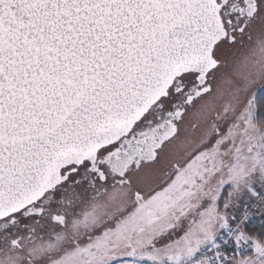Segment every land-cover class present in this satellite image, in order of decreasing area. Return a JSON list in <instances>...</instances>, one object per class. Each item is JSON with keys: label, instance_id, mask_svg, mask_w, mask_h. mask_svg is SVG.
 I'll return each mask as SVG.
<instances>
[{"label": "snow or ice", "instance_id": "snow-or-ice-1", "mask_svg": "<svg viewBox=\"0 0 264 264\" xmlns=\"http://www.w3.org/2000/svg\"><path fill=\"white\" fill-rule=\"evenodd\" d=\"M0 264H264V0H0Z\"/></svg>", "mask_w": 264, "mask_h": 264}]
</instances>
